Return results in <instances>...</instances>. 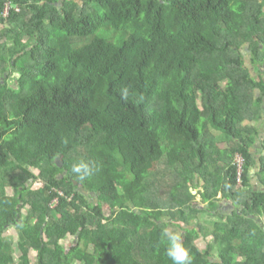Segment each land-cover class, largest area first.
Segmentation results:
<instances>
[{
  "label": "trees",
  "instance_id": "obj_1",
  "mask_svg": "<svg viewBox=\"0 0 264 264\" xmlns=\"http://www.w3.org/2000/svg\"><path fill=\"white\" fill-rule=\"evenodd\" d=\"M0 19V264L14 244L16 264H172L170 226L193 264H264V0H0Z\"/></svg>",
  "mask_w": 264,
  "mask_h": 264
},
{
  "label": "rangeland",
  "instance_id": "obj_2",
  "mask_svg": "<svg viewBox=\"0 0 264 264\" xmlns=\"http://www.w3.org/2000/svg\"><path fill=\"white\" fill-rule=\"evenodd\" d=\"M95 12H97L98 14H102L103 12L102 11H98V10H95ZM5 27V24L4 22L2 23V20L0 19V30H3V28ZM102 33V30H100L97 34H101ZM103 35H106L107 37H113L114 41L117 42V39H119V36L114 33L113 31H104L103 30ZM1 42V41H0ZM244 52V56H245V59H246V65L249 66V67H252L251 66V63L249 62V56H248V52L246 50L243 51ZM18 74L16 72H12V74L10 75V77L8 78V83L10 85V87L14 88L15 91L18 90V84H17V79H18ZM255 126H257L259 129H260V133L262 134L264 132V118L261 120V122L259 124H254ZM211 133L215 134V137L219 138L222 142H220L219 145V148H225L226 147V140H227V137L220 131H216L215 129L214 130H211ZM256 151V149H255ZM263 151V148H258V151L256 152L257 154H260L259 152H262ZM31 172L33 174H38L39 171H36V170H33V169H30ZM252 174H254V171H252ZM38 188H41V184L39 182H36L33 184V189H38ZM196 193V205H199L202 207V200L201 198L198 196L197 197V191L195 192ZM5 197H7L10 201V205H11V209H13V202H14V196H13V191L12 190H7L6 192L2 193ZM225 202H220V204H223ZM25 214V209L22 211V215ZM205 217V216H204ZM203 217V218H204ZM167 220V219H166ZM258 224H260L262 226V228H264V218L261 219V220H257ZM183 226V225H182ZM169 228L175 230V231H179L180 233H182L183 231L181 229H177V228H174V226H170ZM187 228L186 226H183L182 229H185ZM6 235L10 236L13 238V241L14 243L16 242L17 240V236H16V227L13 225L12 227H9ZM210 239H206V238H200L199 241H198V245L201 249H205L206 248V244L207 243H212L213 239L212 237H209ZM75 242V239L72 238V237H68L67 239L63 240L62 241V244L65 246V247H71L73 245V243ZM14 248V252H13V256H12V264H16L19 257H20V251L16 248L15 244L13 246ZM29 264H38V261H36V252L35 251H31L29 253Z\"/></svg>",
  "mask_w": 264,
  "mask_h": 264
},
{
  "label": "clouds",
  "instance_id": "obj_3",
  "mask_svg": "<svg viewBox=\"0 0 264 264\" xmlns=\"http://www.w3.org/2000/svg\"><path fill=\"white\" fill-rule=\"evenodd\" d=\"M99 170L100 165L94 160L81 159L71 166V173L81 182L89 180ZM161 235L167 242L166 255L172 264H193L194 256L182 243L179 231L166 227Z\"/></svg>",
  "mask_w": 264,
  "mask_h": 264
},
{
  "label": "crops",
  "instance_id": "obj_4",
  "mask_svg": "<svg viewBox=\"0 0 264 264\" xmlns=\"http://www.w3.org/2000/svg\"><path fill=\"white\" fill-rule=\"evenodd\" d=\"M264 144V132L260 135H259V139H258V142H257V146H256V151L254 150L253 152H257L258 151V148H261V146ZM259 155V154H258ZM256 181V179H254L253 183ZM224 207H227L228 205H226L225 203L222 204V208Z\"/></svg>",
  "mask_w": 264,
  "mask_h": 264
},
{
  "label": "flooded vegetation",
  "instance_id": "obj_5",
  "mask_svg": "<svg viewBox=\"0 0 264 264\" xmlns=\"http://www.w3.org/2000/svg\"><path fill=\"white\" fill-rule=\"evenodd\" d=\"M225 204L226 205H229L227 202H225ZM221 206H222V204L219 203L218 204V208L221 209V211H222L223 214H230V213H232V210H230L229 206H227V207H224L223 206V208ZM256 220H259V219H256ZM193 228H194V226L189 227V229H193Z\"/></svg>",
  "mask_w": 264,
  "mask_h": 264
},
{
  "label": "water",
  "instance_id": "obj_6",
  "mask_svg": "<svg viewBox=\"0 0 264 264\" xmlns=\"http://www.w3.org/2000/svg\"><path fill=\"white\" fill-rule=\"evenodd\" d=\"M257 162H258V165H260V160H259V158H258V160H257ZM60 167H62V164L61 163H57ZM82 194L83 195H86V193L85 192H82ZM229 206V205H228ZM229 208H230V206H229ZM230 209H234V208H230ZM233 211V210H232Z\"/></svg>",
  "mask_w": 264,
  "mask_h": 264
},
{
  "label": "built area",
  "instance_id": "obj_7",
  "mask_svg": "<svg viewBox=\"0 0 264 264\" xmlns=\"http://www.w3.org/2000/svg\"><path fill=\"white\" fill-rule=\"evenodd\" d=\"M6 16H7V14H6ZM238 162H239V164H240V166H241V165H242V163H243V162H242V158H239ZM239 175H240V178H241V172H240V174H239Z\"/></svg>",
  "mask_w": 264,
  "mask_h": 264
}]
</instances>
